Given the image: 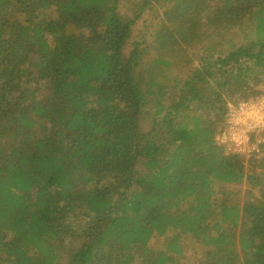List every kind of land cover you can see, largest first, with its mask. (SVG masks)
Segmentation results:
<instances>
[{
    "label": "trees",
    "instance_id": "1",
    "mask_svg": "<svg viewBox=\"0 0 264 264\" xmlns=\"http://www.w3.org/2000/svg\"><path fill=\"white\" fill-rule=\"evenodd\" d=\"M121 2L0 0V264H264V165L216 142L264 0Z\"/></svg>",
    "mask_w": 264,
    "mask_h": 264
},
{
    "label": "built area",
    "instance_id": "2",
    "mask_svg": "<svg viewBox=\"0 0 264 264\" xmlns=\"http://www.w3.org/2000/svg\"><path fill=\"white\" fill-rule=\"evenodd\" d=\"M216 142L249 169L264 165V94L229 102Z\"/></svg>",
    "mask_w": 264,
    "mask_h": 264
},
{
    "label": "rangeland",
    "instance_id": "3",
    "mask_svg": "<svg viewBox=\"0 0 264 264\" xmlns=\"http://www.w3.org/2000/svg\"><path fill=\"white\" fill-rule=\"evenodd\" d=\"M137 1L139 0H122L121 2V12L123 15L128 16V17H136V14L138 11H140L143 8V4L145 2H141V4L139 6H135V4L137 3ZM154 6L158 8V6L156 4H154ZM161 10H159L160 12ZM147 15H149L150 17L155 16V20L153 22H158L157 16H156V11L152 9V6L149 7V9L147 10ZM161 22H159L160 25ZM151 33L149 34V36L147 37V39H145V45L149 44L150 46V51L152 52V41L150 42V40L152 39V27H151ZM137 40H141V38L137 37ZM170 74L173 75L172 71H169ZM49 92V91H48ZM46 92L45 96H49V93ZM258 94H264V78L260 79V84L258 86ZM150 118V117H149ZM151 121V118L143 121V124L147 123ZM151 128V127H150ZM148 126H146V130L150 129ZM241 189H244V187H240ZM83 231V229H81ZM80 241V239H78V242ZM191 246L189 247L188 251L186 252V255L189 256L187 260V264H209L210 263V258H211V254L210 252L204 248L203 246H201V244L197 241V239H193L191 241Z\"/></svg>",
    "mask_w": 264,
    "mask_h": 264
}]
</instances>
